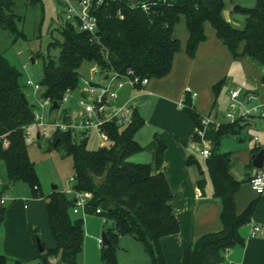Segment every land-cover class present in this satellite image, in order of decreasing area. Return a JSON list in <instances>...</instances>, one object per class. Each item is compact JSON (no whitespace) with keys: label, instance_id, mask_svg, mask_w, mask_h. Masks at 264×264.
<instances>
[{"label":"trees","instance_id":"obj_1","mask_svg":"<svg viewBox=\"0 0 264 264\" xmlns=\"http://www.w3.org/2000/svg\"><path fill=\"white\" fill-rule=\"evenodd\" d=\"M16 1L0 0V25L23 36L19 29L21 18L14 11ZM28 1L34 3L37 0ZM231 1L234 2L233 12L244 17L242 28L224 16L227 3ZM182 16H185L190 32L187 41L190 57L194 58L199 45L206 41V24L210 23L219 40L235 57L247 56L255 65L264 68V0H253L250 6L238 0H142L135 4L128 0H105L97 10L99 41L91 40L89 32L61 19L58 29L63 41L50 42L46 55L41 51L36 53L34 59L41 57L44 62L40 80L44 89L42 98L61 103L67 92L79 87L84 76L80 67L86 61L123 74L132 70L140 77L167 76L182 47L181 41L174 36V28ZM52 47L60 48L57 60L50 55ZM223 83L221 80L214 85L216 97ZM25 87L22 74L7 61L0 48V160L5 162L8 179L3 190L10 182L23 181L30 185L34 196L39 197L42 196L40 182L27 136V127L34 120L35 105L23 99ZM184 105L194 124L203 128L205 116L195 107L190 92L184 98ZM144 123V118L136 111L134 121L128 127L105 124L110 144L96 149H89L87 140L75 141L72 131H57L51 140L52 148H63L73 159L75 190L93 193L84 212L99 214L105 219L104 230L110 244L101 245L104 264H121L118 250L122 237H131L138 242L150 264H167L161 239L180 231L172 205L174 194L165 173H154L151 163L131 159L143 149L135 136ZM246 124L247 119H241L222 122L217 128L215 147L206 158V165L214 184V196L222 204V228L200 236L184 253L182 264H222L229 249L245 244L241 228L251 222L258 199L238 213L235 194L253 175L237 179L231 172L232 152H219L217 147L222 138L240 134ZM194 140L201 141V136L196 133ZM262 148V145L256 146L253 153ZM165 149V143L159 140L158 168L163 163ZM196 162V158L188 159V163ZM203 183L204 180L199 181L200 185ZM74 206L75 199L66 191L55 190L47 196L49 226L56 247L39 251L41 264H52L51 259L57 256L63 264H80L85 227L82 217L73 216ZM97 208L101 213H96ZM6 209L0 207V228ZM30 232L36 242L37 228L30 227ZM9 261L7 255L0 253V264H9ZM13 264L23 262L16 259Z\"/></svg>","mask_w":264,"mask_h":264},{"label":"crops","instance_id":"obj_2","mask_svg":"<svg viewBox=\"0 0 264 264\" xmlns=\"http://www.w3.org/2000/svg\"><path fill=\"white\" fill-rule=\"evenodd\" d=\"M229 3L233 5L234 2ZM227 12L229 13L227 14ZM238 15L233 12V6L231 9L224 10L225 18L233 25L242 28L244 22L241 24ZM206 33L207 39L199 45L196 56L190 57L187 53L190 32L186 18L182 16L174 28V36L181 41L182 47L175 55L171 72L162 78H150V82L143 92L126 86L120 91L118 101L124 103L132 99L135 112L138 111L145 120L144 125L135 136L144 148L142 149L144 153H139L138 158L131 157V159L136 162L151 163L154 173L163 171L174 194L172 205L180 224V231L161 239L167 264H182L184 253L194 246L200 236L222 228V204L220 199L214 196V184L206 165V158L202 162L197 160L196 163H188L189 158L195 157H187L188 152L184 148L188 146L194 152L199 153L191 146L196 141L194 137L198 127L182 106L188 89L197 93V96L193 97V103L200 114L211 119V122L204 128L201 141H198L200 145L211 150L216 143L217 124L228 121H219V98L222 96L221 91L227 87V78L230 77L234 63L240 65L239 69L243 73V80L245 77L248 78L244 82L245 88L258 93L260 100L264 101L263 69L255 65L247 56L235 57L230 49L219 40L210 23L206 24ZM241 49L242 47L240 51ZM230 78L235 79L232 76ZM221 80L224 83L219 96L216 97L213 87ZM26 87L31 88L30 94L24 92L27 99L37 105L40 99L38 93L35 94L31 86L26 85ZM232 89H234V85L228 88L225 95L229 101L224 115L231 101L230 91ZM246 125L240 134L235 135L236 137L242 135L247 129L256 132L262 131L263 135L258 142L253 138L254 143L249 148L238 150L239 155L242 153V161H240L242 169L237 172L239 176L233 174L232 170L231 172L239 180L243 179L248 171L253 170L254 175L253 150L258 145L264 146V118L247 119ZM143 129L148 133L152 132V137L144 139L140 135ZM256 135L258 136V134ZM40 138L38 130L36 141ZM159 140L166 145L164 160L160 168L156 165ZM182 140L187 141V145H183ZM239 141L242 143L244 139ZM200 180H204L203 185L199 184ZM7 183L8 179L7 181L0 179L1 194L12 193L13 187L17 185V182H10L8 188L3 190L4 184ZM66 192L71 198H76L75 187L67 189ZM35 199L31 202L22 199V203L16 206L14 198L10 200L12 202L8 201V207L6 206L8 203L5 205L7 208L5 220L0 228V253L7 255L12 264L16 259L22 261L23 264H29L39 256V249L32 238L30 227L45 231L48 225L50 229L47 198L35 197ZM38 199L42 201H38ZM255 199H258V205L253 218L250 223L241 228L245 244L229 249L222 264H264V193H256L251 187L250 181L243 182L235 194L236 211L242 213ZM255 225L261 226L262 229L257 235L251 236L250 231ZM132 245L140 248L133 238L122 237L118 250L119 259L121 252L125 253L128 251L127 248ZM140 250L142 255L145 254L142 248ZM55 261L57 260L51 259L52 263Z\"/></svg>","mask_w":264,"mask_h":264},{"label":"rangeland","instance_id":"obj_3","mask_svg":"<svg viewBox=\"0 0 264 264\" xmlns=\"http://www.w3.org/2000/svg\"><path fill=\"white\" fill-rule=\"evenodd\" d=\"M239 1L243 5L249 6L253 3V0ZM232 6L233 5L228 2L226 8L231 9ZM60 8L58 0H37L34 3H31L28 0H17L14 5V11L21 18L19 21V29L24 35L17 36L12 30L5 29L0 25V48L4 51L7 61L22 74V81L25 84L28 79L39 82L43 75V59L38 57L34 62L32 61V58L35 57L36 53L41 51L46 55L50 42L56 39L63 41V37L58 27L62 17L64 18L65 15L63 14L61 16L59 14ZM228 13L229 12H227V14ZM238 17H240L242 24L244 22V17L241 15H238ZM49 52L51 57L57 60L60 48L52 47ZM93 68H95V64L86 61L80 67V71L83 75L91 77ZM239 68L241 67L238 63L233 64L230 71V77H235V79L232 80L230 77L227 78V87L221 91L222 96L219 98V121L227 120L224 111L226 110L229 101V98L225 96L228 88L233 85L234 88L245 87L244 82L247 81L246 79L248 78L245 77V80H243V73ZM24 91L27 94H30L31 88L25 87ZM43 91L44 89L41 87L38 92L39 98H42ZM80 97H82V94L79 91H73L69 97V101L63 104L64 107L69 108L70 110L78 108V100ZM45 110L48 120L57 118L59 113L57 109H52L48 106ZM29 132L31 133V136L28 138V148L31 159L35 163L40 182V191L42 193V196H39L38 198H47L51 192L55 191L53 189L55 185H57L56 190L66 191L69 188H73L75 181L70 180L71 177L75 175L72 157L68 155L63 148H52L51 140L46 136H41L39 140L34 141L38 134L37 127H30ZM141 133L142 134L140 135L144 139L152 137V132L148 133L144 129ZM256 134H258L260 138L262 137L263 132H256L252 129H247L238 137H224L221 139L217 147L219 152H232L233 166L231 170L236 176H239L237 172L242 169V164L240 163V161H242V153L239 155L238 150H244L252 146L254 143L253 138ZM240 139H244V142L241 143L239 141ZM87 147L89 149H96L99 147L95 134L89 139ZM184 148L188 152L187 157L194 156L200 162L205 158L200 155V153L194 152V150L188 146ZM139 153H144V151L141 150L134 154L132 156L133 159L138 158L140 155ZM0 179L7 181L6 166L3 160H0ZM6 195L9 198V203L12 202L10 201L11 199H16V206L22 203V199L30 200V202L36 200L30 185L23 181H18L17 185L13 187L12 193L8 192ZM39 200L41 199H38V201ZM9 203L6 205L7 207L9 206ZM73 216L82 217L84 219L85 240L83 250L79 255L80 264H104L101 259V238L104 228L107 226L105 219L99 214H86L81 210L78 213L73 212ZM35 235H39L46 249L54 248L56 246L54 236L48 225L45 231H39V229H37ZM136 244L140 248L132 245L127 248L128 251L125 253L121 252V264H150L149 258L145 254H143V257L142 251L140 250V244L138 242H136ZM52 259L58 260L59 257H53ZM9 264L12 263L9 262ZM29 264H41L39 256Z\"/></svg>","mask_w":264,"mask_h":264},{"label":"built area","instance_id":"obj_4","mask_svg":"<svg viewBox=\"0 0 264 264\" xmlns=\"http://www.w3.org/2000/svg\"><path fill=\"white\" fill-rule=\"evenodd\" d=\"M60 14H64L62 20L69 21L74 27L81 31H87L91 34V40L99 41L98 17L97 10L105 2V0H59ZM166 1V0H164ZM144 7H147L146 4ZM264 71V68H263ZM150 82L148 77H140L135 75L134 71L129 70L128 74L120 73L115 69L102 68L95 64L91 77L83 76L80 80L79 87L74 91H79L82 97L78 100V108L67 109V122L59 119L61 108L64 103L69 101V97L73 91L65 94L60 104L57 118L48 120L46 117V108H53L54 101L50 98H40L38 104L35 105L34 120L27 127V136H31L30 127H37L40 136H46L53 140L54 133L57 131H72L75 141L82 142L89 139L92 135H96L99 147L110 144V136L105 129V124L114 123L119 127L125 128L131 125L135 116V105L132 99L124 103H119L120 91L126 86H130L138 91H145ZM26 85L31 86L34 93L37 94L41 89V84L32 79L26 81ZM188 92L192 97L197 96L195 91L190 88ZM231 101L225 113L228 121L235 122L237 120L250 119L253 117L264 118V101L260 100L259 94L255 91L246 89L245 87H237L230 91ZM184 105V101L182 103ZM78 109V110H77ZM211 122V119L204 117L202 119L203 128H199L197 133L202 137L204 128ZM221 123H218L219 126ZM258 142L259 137H254ZM36 141V138L34 139ZM191 146L199 151L205 158L209 157L212 150L208 147L200 145L198 141H194ZM259 146V145H258ZM71 181H75V175L71 177ZM251 187L258 194L264 193V164L257 174H254L250 180ZM35 188H38L37 186ZM93 197L90 191H77L75 198L74 213L84 212ZM9 201L6 194L0 193V207L5 206ZM96 213H101V209L97 208ZM262 227L255 225L250 231L251 236L257 235Z\"/></svg>","mask_w":264,"mask_h":264},{"label":"water","instance_id":"obj_5","mask_svg":"<svg viewBox=\"0 0 264 264\" xmlns=\"http://www.w3.org/2000/svg\"><path fill=\"white\" fill-rule=\"evenodd\" d=\"M128 1L135 4V3H138L142 0H128ZM32 61L34 62L35 59L32 58ZM262 81L264 82V75L262 76ZM22 97L24 100L28 101L24 92L22 93ZM59 108H60V104L57 101H55L53 104V109H59ZM59 119L63 122H67V120H68L67 119V109L65 107L61 108V113H60ZM58 140L56 141V143L58 142ZM181 142L183 145H187V141L182 140ZM263 164H264V148H262L258 153L254 154L252 157V165H253V168L255 169L254 174H257L258 170L263 167ZM251 175H253V170L248 171L246 173V176H251ZM53 189L56 190L57 185H55ZM36 242H37V246H38L39 251L44 252L45 246H44L41 238L39 237V235H36ZM101 243L103 245H109L110 244V239H109L105 230L102 233ZM52 264H63V263L58 259L57 261L53 262Z\"/></svg>","mask_w":264,"mask_h":264}]
</instances>
